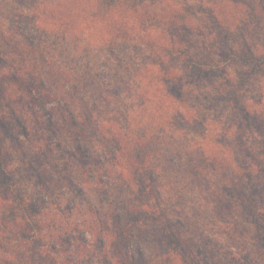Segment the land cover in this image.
Returning a JSON list of instances; mask_svg holds the SVG:
<instances>
[{
  "label": "rangeland",
  "instance_id": "374dc122",
  "mask_svg": "<svg viewBox=\"0 0 264 264\" xmlns=\"http://www.w3.org/2000/svg\"><path fill=\"white\" fill-rule=\"evenodd\" d=\"M75 1L59 2H64L66 10L71 13L70 8ZM77 1L81 6H76L78 11L75 12H80V16L81 8L88 5L92 7L94 4V0ZM244 2L246 5H234L227 0H142L140 9L145 8L154 14L150 18L143 16L144 25H139L137 19L135 22L131 21L128 27L134 31L129 32L128 40L117 38L110 43L106 37L115 33L110 29V25L90 23L89 27L93 30L94 36H90L91 43L87 53L77 52L80 55L77 60L95 68L96 71L91 72V78H94L95 82L111 84L123 79L135 90L148 91V99L138 110L143 113L141 117L147 113L155 117H164L171 112L169 115L171 119L167 124L175 127L177 134H187L186 139L177 135L178 139L172 145L174 147L172 149L179 152L182 158H185L184 153L188 152L186 146L189 140L192 145L193 141L198 140L204 148H220L225 144L233 146L235 143L248 141L251 145L262 148L264 0ZM16 6L15 1L5 0L1 6L2 12L10 13ZM126 13L129 15L128 11ZM242 14L248 15L240 22ZM122 15L119 9H115L108 15V19L112 18L116 27H122L128 20V17ZM216 20L222 22L220 27H217ZM82 30L80 36L65 43L70 52L88 47L85 38L89 36L86 35L84 28ZM40 35L41 32L38 31L37 36ZM49 36L54 39L52 34ZM102 38H105L104 41H101ZM232 41H235L236 45H232ZM158 42L165 44L166 48L173 46L176 58L170 55H166L165 59L159 58L157 51H153V46H157ZM1 50L5 54L0 64L19 66L18 58H11L6 54L7 51L17 52L12 45H6ZM248 50L253 53L251 60H240V56L247 54ZM183 62L188 65L186 69H182ZM154 64L171 68L175 75L190 74L191 67L196 73V78L190 79L191 84L184 85L181 99L168 96L165 102L161 92V72L159 67L152 66ZM197 70L199 72H196ZM175 75L171 78L173 84L178 83ZM7 87L11 89V93L7 92L6 95L3 93ZM17 88L15 79L8 74L5 78L0 77V115L9 114L15 107L16 112L10 115L11 119L15 123L22 122L23 125L28 124L30 128H34L35 115L21 114L22 105L17 102L16 97L19 92ZM12 92L17 93L13 95ZM114 99L109 102L110 106L117 105L120 108H126L134 101L136 104L137 101L135 96L129 97L127 94L124 95V99L115 97ZM50 105L43 107L35 105L34 109L40 122L47 117ZM238 121L246 122L245 134L253 138L247 141L241 139L237 132L236 135H232L234 131L225 132L226 126ZM14 126L15 136H18L21 143H13L11 139H6L1 147L0 158L3 157L2 161L7 164L6 173L12 179V183L37 208L35 218L41 228V239L48 245H59L57 254L51 253L54 264H181L180 258L189 264H264V249L260 247L261 238L258 236L260 231L256 233L257 228L254 226L252 228L250 222H245V226L242 223L235 224L236 216L244 219L247 212L242 210L241 213V209L222 212L217 210L216 203L214 205L212 203L208 205V202L198 203L197 196L194 198L188 196V189L183 187L191 182L189 176L185 177L184 182L179 178L175 187L184 195L183 198H186L181 205H176V208L186 211L184 221L187 223L183 227L179 226L186 242L182 247L179 245L177 252H173L170 245L161 240L165 232L163 224L152 220L143 235V238H146V246L139 248L133 242L128 244V247L114 249L110 246L111 239L109 237L105 239L102 229H108L109 233L117 231L119 226L115 224V215H119L123 224L127 216L134 213L130 211L126 214L122 200L135 201L137 198L133 183L130 185L126 179L122 180L119 177V172H123V168H110L112 173L109 177L113 185L107 189L108 199L103 201L102 192L95 182L83 181L85 177L79 168L80 161L69 155L71 150L69 143L63 141L61 146H52L54 149L37 145L27 147L19 127ZM34 137L33 129L32 140ZM2 138H5V135L0 130V139ZM50 139L54 142L58 140L55 136ZM218 141L222 143L219 144ZM194 146L197 147V144ZM192 153L196 155V149L192 150ZM66 168H69L71 175L68 176ZM70 177L75 178L73 184L68 181ZM1 178L2 174L0 182ZM44 183L51 188L48 199ZM238 189L240 195L235 193V196L240 200L246 195L250 196L248 195L250 191L246 187ZM171 194V199L162 203L161 207L164 215L177 228L175 222L177 213L172 203L175 193L171 191ZM45 200L50 202L44 204ZM4 204L0 191V254L6 250L20 252L27 249L28 245L17 239L14 221L8 213L3 215ZM160 212L162 213L161 210ZM153 217H159L158 212L154 211ZM224 218H228L226 219L228 223L220 222ZM114 241L116 242L115 239ZM119 252L122 253L120 257ZM129 256L133 259H129Z\"/></svg>",
  "mask_w": 264,
  "mask_h": 264
},
{
  "label": "trees",
  "instance_id": "16d2710c",
  "mask_svg": "<svg viewBox=\"0 0 264 264\" xmlns=\"http://www.w3.org/2000/svg\"><path fill=\"white\" fill-rule=\"evenodd\" d=\"M13 1L17 5L16 8L4 14L1 6L5 0H0V61L5 54L1 48L12 45L17 52L7 51L6 54L11 58H18L19 66L0 64V77L5 78L8 74L15 79L19 91L16 94L17 102L22 105L21 114L35 115L36 126L30 128L28 124L23 125L18 121L15 123L11 119L12 113L16 112L15 107L9 114L0 115V130L5 135V138L0 139V154L6 139H11L13 143H21L18 136H15L14 125L19 127L27 147L37 145L54 149L52 146H61L65 141L71 147L70 157L80 161L79 168L85 177L83 181L95 182L102 192L103 201L108 199L107 189L113 185L109 177L112 173L110 168H123V172H119V177L122 180L126 179L130 185L133 183L137 198L135 201L122 200L126 214L130 211L134 213L125 217L127 220H124L123 224L119 215H115V224L119 226L117 231L109 233L108 229H102L105 231H102L105 239L108 237L111 239L110 246L114 249L128 247V244L133 242L139 248L146 246V238H143V235L151 220L163 224L165 234H162L161 240L169 244L173 252H177L179 245L182 247L186 240L184 241L179 226L187 224L184 221L186 211L176 208V205H181L186 198H183L184 195L175 187L180 179L184 182L186 176L190 177L191 182L183 187L188 189V196L192 198L197 196L198 203L208 202V205L216 203L217 210L222 212L241 209L242 213V210H245L246 218L236 216L235 224L242 223L245 226V222H250L252 228L253 226L257 228L256 233L260 231L258 232L261 238L260 247L264 249V145L258 148L249 143L248 139L253 136L248 137L245 134L246 122L229 124L225 132L234 131L232 135H236L237 132L241 139L244 138L248 142L235 143L233 146L225 144L220 148H204L198 140L193 141L197 147L189 140L186 146L188 152L184 153L186 157L182 158L179 152L172 149L174 148L172 145L176 143L177 135L186 139L187 134H177L176 128L167 124L170 122L171 112L164 117H155L149 113L141 117L143 113L138 110L148 99V91L135 90L123 79L111 84L95 82V79L91 78V72H95V68L77 60L79 54L88 52L90 36H94L93 30L89 27L90 23L110 25V29L115 32L106 37L110 43L117 38L128 40L129 32L134 31L128 27L131 21L135 22L137 19L139 25H144L143 16L150 18L154 14L145 8L140 9L142 0H94L92 7L88 5L79 10L82 11L81 16L80 12H75L78 11L76 6L80 5L77 0L70 8L71 13L66 10L64 2H59L60 0ZM227 1L233 2L234 5H246L244 0ZM115 9H119L124 17H128L122 27H116L112 18L108 19V15ZM246 15H243L240 22L245 20ZM216 25L220 27L222 22L216 20ZM82 28L89 36L85 38L88 47L70 52L65 43L80 36ZM38 31L41 32L40 36H37ZM49 34H52L54 39H51ZM232 45H236V42L232 41ZM172 47L166 48L165 44L158 42L157 46H153V51H157L161 59H165L166 55L176 58ZM252 54L248 50L247 54L240 56V60L250 61ZM7 58L6 56L5 60ZM157 65L152 66L159 67L161 72V92L165 98L163 101L166 102L168 96L181 99L184 85L191 84L190 79L194 80L196 73L190 67V74L175 75L171 68ZM183 65L182 69L188 67L184 62ZM172 75H175L177 84H173ZM5 90L3 94L11 93L10 88L7 87ZM15 93L17 92H12L13 95ZM126 94L129 97L135 96L136 104L135 101L131 102L126 108L110 106L109 102L115 100L114 97L124 99ZM47 104H51L47 110V117L40 122L34 107L35 105L43 107ZM33 129L35 137L32 140ZM239 131L242 133H238ZM51 135L58 140L55 142L51 140ZM194 149L197 151L196 155L192 153ZM2 160L3 157L0 158V174L3 177L0 191L5 201L3 215L8 213L15 223L17 239L24 241L28 248L20 252L4 251L0 254V264H54L51 253L57 254L60 247L48 245L41 239V228L35 218L37 208L12 183V179L6 173L7 164ZM39 164L41 166V163ZM66 172L69 176V168H66ZM68 181L73 184L75 178L70 177ZM44 187L48 199L51 188L47 183H44ZM245 187L250 191L248 194L250 196L246 195L240 200L235 193L240 195L237 189ZM171 191L175 193L172 203L177 213L175 221L177 228L164 215L161 207L162 203L171 199ZM48 202L50 201H43L44 204ZM154 211L158 212L159 217H153ZM226 219L228 218L220 222L228 223ZM252 245L255 246L254 243ZM125 253L127 254V251ZM118 255L120 257L122 253L119 252ZM128 258L133 259L130 256ZM180 259L181 264H189L183 258Z\"/></svg>",
  "mask_w": 264,
  "mask_h": 264
}]
</instances>
